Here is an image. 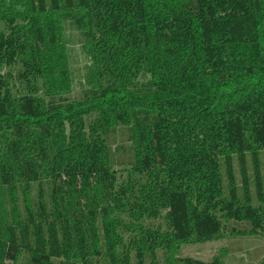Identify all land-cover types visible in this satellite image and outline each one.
Returning <instances> with one entry per match:
<instances>
[{
  "label": "trees",
  "instance_id": "obj_1",
  "mask_svg": "<svg viewBox=\"0 0 264 264\" xmlns=\"http://www.w3.org/2000/svg\"><path fill=\"white\" fill-rule=\"evenodd\" d=\"M12 9L21 11L4 13L0 0V264H146L226 233L264 235V0H23ZM76 12L91 35L98 95L13 98L10 73L69 91L57 35L61 14ZM141 73L151 89L139 95L128 84ZM133 110L152 120L132 125L124 178L105 133L129 126ZM158 219L163 230L142 225ZM124 234L130 257L115 251Z\"/></svg>",
  "mask_w": 264,
  "mask_h": 264
},
{
  "label": "rangeland",
  "instance_id": "obj_2",
  "mask_svg": "<svg viewBox=\"0 0 264 264\" xmlns=\"http://www.w3.org/2000/svg\"><path fill=\"white\" fill-rule=\"evenodd\" d=\"M23 0H3V6L5 12L13 11L19 12L21 10L12 8L15 4L20 6ZM22 9V8H21ZM60 22H62L63 34L57 35V43L61 48L63 47L66 54V74L70 75V88L69 91H59L58 93L51 92L48 88L47 81H33L31 82H17L15 81L17 73H10L13 82L11 84L12 90L16 92L12 93L11 96L16 98L21 92L31 93L33 98L39 103L49 102H66L73 100H80L88 95L95 97L99 93V88L95 81L89 75L90 71V46L89 41L91 38L90 33H88L87 22L85 16L81 12L76 13H66L61 14ZM3 24H0V30ZM3 74L7 71H2ZM4 79L6 81V77ZM61 79H56L55 82H59ZM151 79L146 73H141L138 78L130 82L128 86L134 90L139 95L147 93L150 91ZM30 89V90H29ZM132 122L129 126L117 125L116 123L110 127V129L105 133L108 146L110 147L112 167L115 171L123 173L122 177L125 178L131 174L129 170L130 163L132 162L133 154V132L132 125L140 123L143 120H152L151 114L148 112H141L140 110H133ZM135 121V123H133ZM134 125V126H135ZM123 171V172H121ZM125 171V172H124ZM132 179L136 185L145 183L143 176L133 175ZM241 179L236 178L238 183ZM237 185L238 197H241L242 182ZM45 191L47 186H44ZM32 197L35 198L34 189H32ZM116 223L123 221H113ZM140 224V223H139ZM150 224L152 226H159L162 230L165 227L164 219H158V221H144L142 225ZM141 225V224H140ZM138 234H136L137 236ZM116 236V235H115ZM114 236V237H115ZM130 235L124 234L121 239V243L115 247L117 253L128 252L130 255L135 254V249L129 252L130 247ZM117 243V242H116ZM104 251V250H102ZM145 256V255H144ZM134 257V256H133ZM130 264H135L133 261ZM148 257V256H147ZM220 258L224 264H264V235L262 236H246V237H228L227 233L223 234L218 240L210 241L207 243H192L188 245H180L175 250L164 252V250H159L156 254V262H152L150 258H147L146 264H177L178 259H195L204 262H210L213 258ZM175 261V262H174ZM54 264H66V261H55ZM78 262V261H77ZM14 264H27L25 256L19 257ZM73 264V263H69ZM122 264V261H119Z\"/></svg>",
  "mask_w": 264,
  "mask_h": 264
}]
</instances>
